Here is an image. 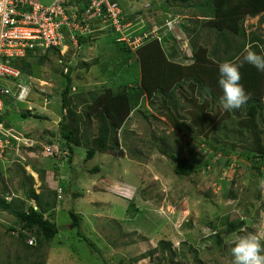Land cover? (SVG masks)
I'll use <instances>...</instances> for the list:
<instances>
[{"label": "rangeland", "instance_id": "1", "mask_svg": "<svg viewBox=\"0 0 264 264\" xmlns=\"http://www.w3.org/2000/svg\"><path fill=\"white\" fill-rule=\"evenodd\" d=\"M36 1L49 4L53 0ZM119 1L126 14L134 15L131 25L122 30V36L126 38L124 41L133 51L144 40L139 34L134 39L132 37L144 31L145 36L160 33L161 38L170 33L172 38L167 41L168 46L176 43V48L184 55L193 54L189 38L180 25L182 22L189 23L193 14L191 9L176 6L174 9H181L182 12L173 15L164 13L160 8L165 0ZM165 15L169 20L165 19ZM260 18L261 15L248 16L245 21L247 29L264 33V21L260 23ZM94 26L97 39H90L81 51L83 61L97 58L98 62L89 72L77 67L73 75L76 79L82 75L80 81L100 84L109 81V74L121 63L123 54L110 43L107 24L96 21ZM145 26L149 27L148 31L143 30ZM75 50V47L66 46L61 55L70 63L75 61ZM38 60L39 56L31 57L34 76H30V83L17 87L14 82H9L12 91H18V94L20 91L19 97L24 102L8 106L5 119L14 128L18 139L15 138V144L12 142L0 161V194L6 195L7 199L14 195L24 197L21 182L29 174L34 177L37 192L57 189L58 195H61L58 196L54 215L59 236L46 243L32 260L42 256L45 264H119L124 259V264H128L132 257L148 252L158 245L160 239L167 238L176 248L186 241L198 249V255H195L186 248L189 261L183 259V264H232L233 257L230 252L227 253L229 245L225 241L241 235L242 229L264 237V208L261 206L264 194L258 187L259 180L264 177L258 175L255 162L236 154L217 152L206 169L181 177L175 173L170 157L158 147H169L191 159L197 156L206 159L202 150L211 149L200 139H222L224 135V115L220 103L215 106V111L210 112L213 120L208 123L203 115L209 107H199L198 101L190 99L189 102L181 96L182 105L186 106L181 121L191 126L182 131L160 112L158 104L152 106L149 100H145L140 111L135 110L119 130L124 155L113 150L98 152L93 159L86 160L87 146L81 143L75 145L74 158L69 161L66 151L61 152L60 157L53 155L55 147L62 144L58 122L60 90L65 82L58 70L63 64L60 56L53 51L43 65ZM190 61L186 60L187 63ZM127 74L124 71L121 75L125 77ZM190 97L195 98L194 95ZM27 109L47 115L49 119L31 115L22 118L20 113ZM98 127L95 121L92 122V135H97ZM49 137L54 139L53 145L48 144ZM227 140L224 142H233L230 138ZM47 147H50L49 151ZM96 166L98 171L94 170ZM34 168L42 170L43 177ZM28 203L37 205L34 200ZM70 209L82 214V230L95 241L102 255L77 235V229L72 226ZM225 215H229L230 221L237 226L241 220L245 222L234 231L223 233L217 241L208 239L215 232L208 223L219 224L220 217ZM18 224L17 217L0 210V264L11 263L17 248L22 247L19 231L9 229L11 226L19 228ZM261 242L263 244L264 239ZM155 257V261L149 256L133 264H159L160 260L165 264H174L163 259L161 251H157Z\"/></svg>", "mask_w": 264, "mask_h": 264}, {"label": "trees", "instance_id": "2", "mask_svg": "<svg viewBox=\"0 0 264 264\" xmlns=\"http://www.w3.org/2000/svg\"><path fill=\"white\" fill-rule=\"evenodd\" d=\"M119 3L123 7L120 1ZM176 6L189 8L193 13L188 24L184 22L180 24L183 32L189 38L193 51L191 56L184 55V52L176 48V43H172L171 46L167 45V41L172 38L170 33H166L161 38L160 33L145 36L144 31L137 32L132 38L134 39L139 34L144 41L133 51L126 41L120 39L122 37L120 31L114 27H108L111 36L110 43L123 55H121V63L112 69L108 77L109 81L106 83L99 84L96 81L88 83L79 80L82 75L77 74L80 76H77V79L73 75L77 67L84 68L86 72H89L98 62L97 58L83 61L84 54L81 51L82 47L90 43V39H97L96 37L92 38L96 32L76 33L80 47L75 50L73 57L75 61L70 63L65 61L60 49L54 47L46 53L38 55L30 53L23 59L12 60L11 64L21 71L20 77L14 81L15 86L18 87L20 82L30 83V76H34L31 57L39 56L38 63L43 65L48 60L51 51L60 56L63 67L58 71L65 82L60 90V120L58 122L61 128L60 142L62 144L60 147L58 145L55 147L54 156L56 154L57 157H60L61 152L66 151L68 152L66 157L72 161L75 154L74 147L81 143H85L87 146L86 160L93 159L98 152L113 150L124 155L122 141L119 139V130L124 127L135 110L140 111L145 100H149L152 106L158 104L160 112L167 115L173 125L182 131L191 126L181 121L185 116L186 107L182 105L181 96L187 98L189 102L190 99L192 102L198 101L199 107L208 106L209 111L207 109L203 116L208 123L212 122L210 112L215 111V106L220 103L222 95V89L218 83L219 65L226 61L239 65L243 60L246 48L258 54H264V33L258 30H248L245 25L248 16L261 15L260 23L264 21V0H165L161 3L160 8L164 13L176 15L182 12L181 9H174ZM123 13L124 20L122 22L132 23L134 15L126 14L125 8ZM165 19L169 20L168 15H165ZM86 21H89L88 17L84 18L83 23ZM90 22L94 26V20ZM143 30L148 31L149 27L145 26ZM178 58L182 60H178ZM186 60L191 61L187 63ZM119 71L121 72L120 76L116 77ZM124 71H127L128 74L122 77L121 74L124 75ZM240 73L242 77L240 83L244 86L250 99L242 108L236 110H225L220 104L224 115L222 125L224 135H222V139L218 137H215L214 140L211 138L200 139V142L208 144L211 149V151L202 150V152L205 151L206 159L198 156L196 159H191L179 155L169 147L158 146L163 153L170 157L174 163V171L179 176H191L193 173L206 169L212 164V157L220 152L227 155L236 154L255 162L258 175L264 177V72L244 63L240 67ZM205 88L209 91L205 92ZM190 95H194L195 98L193 99ZM198 98L200 100H197ZM18 102H24L18 98V91H12L5 96V108L1 120H4L8 127L12 126L5 119L8 106ZM30 115L49 119V116L35 113L31 109L20 113V116L25 119ZM94 121L99 126L97 135H92L90 128ZM51 134L55 133L51 132ZM227 138L233 142L225 143ZM11 139L15 144L16 139ZM47 142L49 145H53L54 139L49 137ZM239 145L242 147L240 148ZM35 168L34 170L43 177L44 172ZM94 170L98 171L99 167L96 166ZM21 186L24 189V197L14 195L13 198L7 199L6 195L0 194V210L17 217L20 226L19 228L17 226L9 227L10 230L19 231L18 238L22 245L21 249L17 248L15 258L11 263L45 264L44 257L41 256L40 259L34 260L32 257L41 251L46 243L59 236V227L54 220V215L59 200L58 196L61 195H58L57 189L37 192L34 187V177L30 174L22 180ZM77 195L80 194L77 193ZM29 200H34L37 205L28 203ZM261 206L264 208V202ZM47 214L49 216H46ZM69 214L72 218L73 228L77 229V235L102 255L99 246L82 230V214L74 209H70ZM244 222L241 220L239 225ZM208 224L215 230L208 237L213 241L220 239L223 233L232 232L239 227L230 221L229 215L220 217L219 224L212 222ZM31 238L35 239V245L28 242ZM181 245L176 248L172 240L162 238L156 247L137 257H132L129 263H136L149 256L155 261L154 254L157 251H161L163 259L174 262V264H183V259L189 261L186 248L198 255V249L192 244L184 241ZM229 252L227 249V253ZM178 257L179 259L176 260ZM124 262L125 260L121 259L119 264H124ZM11 263L8 262V264ZM159 264H165V262L160 260Z\"/></svg>", "mask_w": 264, "mask_h": 264}, {"label": "built area", "instance_id": "3", "mask_svg": "<svg viewBox=\"0 0 264 264\" xmlns=\"http://www.w3.org/2000/svg\"><path fill=\"white\" fill-rule=\"evenodd\" d=\"M85 17L89 21L83 23ZM91 20L114 27L122 35V30L130 25L122 22L124 13L118 0H53L50 4L0 0V161L12 146L10 137H16L1 120L5 96L12 92L9 82L21 75L19 68L11 64L12 60L30 53L42 54L52 47L60 48L62 54L66 46L79 48L76 33L96 32Z\"/></svg>", "mask_w": 264, "mask_h": 264}, {"label": "clouds", "instance_id": "4", "mask_svg": "<svg viewBox=\"0 0 264 264\" xmlns=\"http://www.w3.org/2000/svg\"><path fill=\"white\" fill-rule=\"evenodd\" d=\"M94 37L95 35L92 38ZM47 51H45L44 53H46ZM244 63L252 65L260 72H264V54H258L255 51L249 50L247 48L245 49L243 60L239 65L227 61L219 65L218 83L220 88L222 89V95L219 102L225 110L240 109L250 99L249 94L246 93L244 86L240 83L242 78L240 67L243 66ZM22 84L23 83L20 82L18 86ZM204 91L207 92L209 90L205 88ZM19 94L18 98L20 99ZM3 114L1 115V117L3 116ZM2 121L5 123L4 120ZM8 128H10L12 133L16 136H11L10 139H18L14 128ZM258 187L262 194H264V178H261L259 180ZM241 231L243 234L237 236L231 241H225V243L229 245V251L233 257L232 264H264V244H262L261 242L264 237H261L259 234L254 232H244L243 229ZM28 242L34 245L35 239L31 238Z\"/></svg>", "mask_w": 264, "mask_h": 264}]
</instances>
